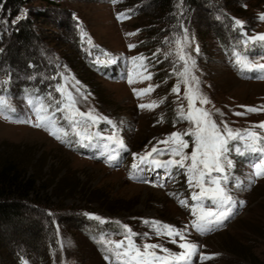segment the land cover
I'll return each instance as SVG.
<instances>
[{"label":"rangeland","instance_id":"1","mask_svg":"<svg viewBox=\"0 0 264 264\" xmlns=\"http://www.w3.org/2000/svg\"><path fill=\"white\" fill-rule=\"evenodd\" d=\"M198 1L200 5L193 8L176 0L171 12L158 8L155 0H29L11 20L0 13V97L15 109L12 119L0 117V162L34 175L37 181V191L26 200L19 219L2 226L0 264H113L114 258L105 259L108 253L102 242L124 239V225L137 234L133 239L138 245L160 244L172 252L182 251L178 243L156 235L146 221L187 228V240L198 246L191 264H264V177L250 175L256 156L247 155L252 160L246 161L235 151L229 154L234 166L227 169L229 180L224 186L236 204L222 226L203 234L191 225L195 217L190 206L196 203L191 196L199 189L189 187L186 169L176 166L169 174L168 168L148 162L180 157L168 151L146 156L154 147H176L161 141L173 132L194 128L179 115L181 109L188 111L184 95L188 85L177 75L184 71L177 57L178 39L191 57V74L199 81L193 86L210 101H196V107L211 112L218 124L264 136V129L253 128L264 121V111H247L264 106V78L260 72L259 79L241 74L233 64V51H243L242 33H264V20L259 19L264 0ZM121 13L126 18H118ZM19 19L30 21L34 35L29 45L14 43L10 35L9 27ZM236 20L244 22L243 28ZM131 44L136 47L130 48ZM141 55L151 79L136 78L129 84L128 75L135 76L132 57ZM247 55L255 63H264L263 46L251 47ZM37 84L46 89V97L38 95L34 103H52L55 108L54 101L64 99L57 87L64 86L76 96L80 111L94 109V115L112 120L115 129L101 121L89 131L103 136L117 133L127 149L120 151L119 166L108 165L111 149L103 148L106 142L96 146L97 152L105 150L99 159L81 152L79 138L71 135L61 113L57 117L60 126L68 129L66 139L71 143L35 127L32 100L28 101L23 87ZM177 84L178 93L172 91ZM149 85L154 88L149 93L133 92ZM153 101L157 107H139ZM183 139L189 144L183 151L190 156L194 140L188 135ZM239 146L243 151V141ZM137 175L144 183L130 178ZM147 180L158 184L149 185ZM180 200L189 206H181ZM201 253L212 258L201 260Z\"/></svg>","mask_w":264,"mask_h":264},{"label":"snow or ice","instance_id":"2","mask_svg":"<svg viewBox=\"0 0 264 264\" xmlns=\"http://www.w3.org/2000/svg\"><path fill=\"white\" fill-rule=\"evenodd\" d=\"M118 18H126L124 14L118 15ZM260 20H264V14L259 16ZM235 24L239 28H243L244 22L236 20ZM82 35H86L82 33ZM128 35H135V33H129ZM243 39L239 42L241 50L233 51V64L239 69L241 74L245 72H260L261 77L264 78V63H255L247 55L251 47L256 45L264 46V33H258L254 36H248L246 33H242ZM187 38L185 37V40ZM91 43V40H89ZM177 57L183 61L184 71L177 73L183 77V82L188 85L187 91L184 93L185 98L188 100V111L185 113L181 109L179 115L181 119H186L190 123L194 124V128L190 129L186 133L173 132L170 136L161 141V143L168 144L170 141L176 145V147L168 148L166 150H160L153 148L151 153L147 156H151L152 153L163 154L164 151L171 153L173 157L179 156V159H171L168 161L149 160L150 164L155 167L168 168L170 166H177L179 168L186 169L188 176V184L190 188H198L199 191H193L191 199L196 203L190 206L192 215L195 217L191 221L192 227L199 233L211 231L213 225H220L226 220L233 212V207L236 201L233 196L229 194V191L224 186L229 176L227 169L234 166V163L229 159V154L235 151L237 155L253 154L256 156V160L252 163L253 169L251 178L264 177V136L258 134L252 129L248 130H233L228 127L226 123L223 125L218 124L213 118L212 113L207 109L196 107V101L200 104H208L210 101L207 97L203 96L199 87H194L192 82L196 85L199 84L198 78L191 74V67L189 66V60L191 57L184 53L181 40H177ZM130 48L136 47V45H129ZM199 51V48H196ZM146 58L141 56L132 57L134 72L128 75V83L133 84L136 82V78L141 80H150L151 73H146L147 69L144 65ZM195 61L191 60V66L194 67ZM143 69V71H140ZM79 84V82H76ZM152 85L143 89H133L136 95H142L153 91ZM57 91L61 93L64 99L54 101L55 108L52 103L45 105L43 101L36 103L29 101L32 104L36 121L35 127H43L56 139L61 140L62 143H71L66 139L69 136L67 128L60 126L59 120L63 118L68 121L71 128V135L78 137V143L83 146H90L83 142L98 141L104 143L105 149H111L106 159L108 162H115L120 151H126V146L121 138L113 131L112 135L103 136L100 131L91 132L89 129L93 125H98L101 121L106 124L112 125L115 129V124L107 117L94 115V109H89L87 112L80 111L77 107V98L71 91H66L64 86H58ZM173 92L178 93L180 86L177 84L172 89ZM76 92H80L77 88ZM83 99H87L82 93ZM157 103L153 101L150 104H141V108H154L157 107ZM13 109L6 101L4 97H0V117L4 119H12ZM248 112L264 111V106L260 108L248 107ZM57 113H61L62 117L58 118ZM237 115H244V113H236ZM31 122V121H26ZM253 128L264 129V121L258 125H254ZM184 135H188L193 138L195 147L189 156L183 150L189 146L188 141L183 139ZM243 141V151L239 146V142ZM231 142H237L230 147ZM115 147H112V146ZM115 153L113 155L112 153ZM136 155V154H134ZM145 156H140V160L145 161ZM186 160H191L190 164H185ZM202 166V167H201ZM133 168L137 165L133 164ZM216 173V175H213ZM250 182H254L251 179ZM205 201L210 204H205ZM181 206L188 207L186 200L179 201ZM241 204L243 202H240ZM99 219V217H96ZM155 228L156 235L166 236L170 239V242L177 244L182 251L172 252L168 248H164L160 244L144 243L138 245L135 243L133 237L137 234L132 233L131 229L127 225L124 228L127 229L124 239L113 241L106 240L102 244L105 246V259L109 260L114 258L113 264H191L193 256L197 254L198 246L187 240L185 232L187 228L181 230L176 229L174 226L162 224L159 221H151ZM179 237V242L177 241ZM159 249V252L156 250ZM160 252L164 253L161 255ZM110 254V255H109ZM201 260L211 259V256L200 254Z\"/></svg>","mask_w":264,"mask_h":264},{"label":"trees","instance_id":"3","mask_svg":"<svg viewBox=\"0 0 264 264\" xmlns=\"http://www.w3.org/2000/svg\"><path fill=\"white\" fill-rule=\"evenodd\" d=\"M29 0H0V13L6 15L11 20L19 13L20 7ZM176 0H155L158 8L166 11H173ZM190 7H197L198 0H182L183 4ZM10 35L14 38V43L21 42L27 45L33 39V31L30 28V21L19 19L9 27ZM24 86V85H23ZM23 92L27 97L32 96V101L36 96L46 97V89L37 84L35 86L23 87ZM13 166L10 163L0 162V233L2 226L19 219L22 210L26 205V200L32 198V193L37 191V181L32 174Z\"/></svg>","mask_w":264,"mask_h":264}]
</instances>
